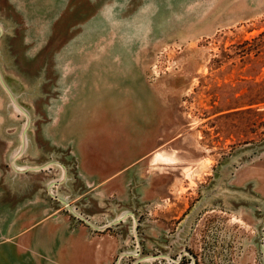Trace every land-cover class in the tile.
Masks as SVG:
<instances>
[{"label":"rangeland","instance_id":"rangeland-1","mask_svg":"<svg viewBox=\"0 0 264 264\" xmlns=\"http://www.w3.org/2000/svg\"><path fill=\"white\" fill-rule=\"evenodd\" d=\"M154 121L91 192L81 153ZM26 199L103 264H264V0H0V201Z\"/></svg>","mask_w":264,"mask_h":264},{"label":"crops","instance_id":"crops-1","mask_svg":"<svg viewBox=\"0 0 264 264\" xmlns=\"http://www.w3.org/2000/svg\"><path fill=\"white\" fill-rule=\"evenodd\" d=\"M152 124L151 132L136 141L125 134V147L111 141L105 143L108 148H100L97 142L81 153L79 172L91 192H113L112 183L119 175L154 154L160 134L155 131L156 122ZM119 160L121 165L110 163ZM38 206L33 199L14 204L0 201V264H103L114 251L115 242L109 238L91 234L87 225L73 224L66 215Z\"/></svg>","mask_w":264,"mask_h":264},{"label":"bare ground","instance_id":"bare-ground-1","mask_svg":"<svg viewBox=\"0 0 264 264\" xmlns=\"http://www.w3.org/2000/svg\"><path fill=\"white\" fill-rule=\"evenodd\" d=\"M164 160V159H163Z\"/></svg>","mask_w":264,"mask_h":264}]
</instances>
